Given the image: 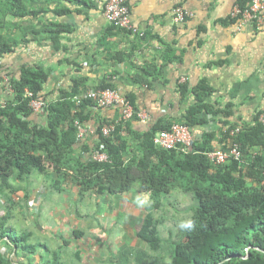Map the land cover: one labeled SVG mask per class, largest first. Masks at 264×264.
Instances as JSON below:
<instances>
[{"label": "trees", "instance_id": "trees-1", "mask_svg": "<svg viewBox=\"0 0 264 264\" xmlns=\"http://www.w3.org/2000/svg\"><path fill=\"white\" fill-rule=\"evenodd\" d=\"M31 1L41 0H0V84L13 89L9 98L0 101V195L16 192L12 179L24 183L34 173L50 170L60 191H63V182L69 180L79 186L81 197L88 191L97 195H123L137 184L139 193H148L152 199V203L144 206L145 215L140 220L137 237L155 254L138 249L135 264H264V125L259 122L261 113L253 126H245L235 135L231 131L238 126H230L222 133V141L229 145L237 143L243 152L242 161L231 159L222 165L213 164L206 155L214 149L215 134L207 132L199 137L193 134L194 127L207 122L203 113L212 116L220 113L227 116L228 113L205 103L204 97L211 89L204 83L194 88L187 83L178 85L182 98L194 95V103L185 110L183 119L175 121L189 125L193 134V143L186 150L161 149L153 142L157 131L169 128L173 122H159L143 132L129 130L137 143V153L129 150V138L124 133L129 125L123 119L118 124L97 120L91 144L79 141L75 121L79 119L87 126L92 120L89 109L97 107V103L86 99L77 107L74 98L89 89L80 92L76 85L70 93L48 101L43 90L49 72L42 66L23 65L18 72L7 73L8 83L2 79V59L17 45L7 29L9 25L13 28L15 20L36 12L29 6ZM76 1L94 4L92 0ZM239 2L242 7L248 5V0ZM50 36L58 44L60 38L54 33ZM145 71L150 73L148 69ZM106 88L116 87L102 83L94 89ZM27 91L33 95H27ZM125 96L135 106L134 98ZM33 99L47 102L43 111L47 119L43 123L33 120ZM111 123H115L116 128L105 136L103 128ZM224 124L226 126L227 122ZM96 138H100L99 144ZM101 144L109 161L90 158L92 149ZM228 147L226 144L223 148ZM174 189L192 195L195 208L190 221L181 224L176 235L171 233L176 239L170 245L169 255L163 256L161 252L166 249L160 233L163 220L155 216L154 210L162 206V198ZM10 217L8 211L0 217V245L11 248V254L20 260H16V264H63L60 248L53 250L47 243L31 242L33 233L28 230L19 235L17 229L9 225ZM74 235L80 238L84 234L75 229ZM76 255L80 257V252ZM128 255L122 253L119 264H130ZM11 258V255L6 259L0 256V264H12Z\"/></svg>", "mask_w": 264, "mask_h": 264}, {"label": "crops", "instance_id": "crops-1", "mask_svg": "<svg viewBox=\"0 0 264 264\" xmlns=\"http://www.w3.org/2000/svg\"><path fill=\"white\" fill-rule=\"evenodd\" d=\"M92 1L93 5L76 0L29 2L36 12L15 20L13 28L9 25L7 29L17 45L2 59V79L23 65L42 66L49 72L43 90L48 101L70 93L76 85L81 92L102 83L113 84L124 95L132 96L136 109L144 114L126 121L129 128L124 133L131 153L138 149L129 132L183 119L185 110L194 103V95L182 98L180 83L190 88L206 84L211 93L204 97L205 103L228 111L227 116L203 113L207 122L194 127L196 137L215 134L214 149L229 146L222 141L227 128L253 126L256 116L264 112V33L252 26L235 30L230 14L239 0H129L133 23L145 32L144 38L113 27L103 14L105 0ZM178 5L192 13L184 22L174 20ZM51 33L60 38L58 44ZM9 94L13 93L8 85L0 84V101ZM89 111L92 120L85 126L87 133L82 141L87 144H91L97 120L117 124L122 120L119 107L92 106ZM46 119L44 112H34V122ZM52 174V170L34 173L25 185L12 179L16 192L8 197L6 205L11 212L10 226L16 228L12 220L16 200L25 204L32 199L45 201L49 180L50 187L59 190ZM62 186L63 190L70 186L80 192L79 186L69 180ZM0 202L5 203L2 195ZM3 215L0 212V217ZM42 232H46L44 227ZM4 247L0 245V256Z\"/></svg>", "mask_w": 264, "mask_h": 264}, {"label": "rangeland", "instance_id": "rangeland-1", "mask_svg": "<svg viewBox=\"0 0 264 264\" xmlns=\"http://www.w3.org/2000/svg\"><path fill=\"white\" fill-rule=\"evenodd\" d=\"M50 185L49 180L45 201L32 199L25 204L22 200H16L17 204L12 207L15 215L12 220L15 219L13 224L19 235L24 230L34 233L31 242L45 241L53 250L60 248L63 264H119L122 253L129 254L130 264H135L138 249L155 254L137 237L140 220L145 215L144 206L152 203L148 193H139L137 184L132 191L123 195L86 192L82 197L79 191H73L70 186L55 192ZM12 195L2 194L6 204L0 202L1 214L7 212L6 205ZM194 208L192 195L174 189L162 198V206L154 210L155 216L163 220L160 226L166 248L161 252L163 256L169 255L170 245L176 239L174 235L181 224L190 221ZM39 218L42 220L40 225ZM75 229L84 235L77 238ZM2 252L1 256L6 259L11 255V248L5 245ZM77 252H80V257L76 255ZM11 257L15 263L16 258Z\"/></svg>", "mask_w": 264, "mask_h": 264}, {"label": "built area", "instance_id": "built-area-1", "mask_svg": "<svg viewBox=\"0 0 264 264\" xmlns=\"http://www.w3.org/2000/svg\"><path fill=\"white\" fill-rule=\"evenodd\" d=\"M104 17L113 26L119 29L126 30L133 35L144 37L145 32L141 31L132 20L131 7L129 0H105L104 3ZM192 15L187 11L184 6L178 5L174 9V20L176 22H184ZM236 31H242L247 26H252L255 30L264 33V0H248V5L242 7L238 1L230 14ZM5 81L10 80L8 75L4 76ZM10 90L13 89L9 85ZM27 95L33 94L27 91ZM86 99H92L97 103L98 107H119L121 109V117L123 120H131L136 115L144 116L143 113H139L130 99H128L117 88L106 89H94L81 92L76 95L74 100L76 106L79 107ZM31 106L35 112H43L47 106V102L43 99H33ZM76 111V110H75ZM259 122L264 125V112L259 115ZM78 128V140L82 141L87 133V128L81 123L79 119L75 121ZM116 124L111 123L103 128V134L108 136L115 130ZM241 131V128H235L231 131L232 135H235ZM154 144L166 150L174 148H181L186 150L193 143V134L189 125L173 122L167 129H161L157 131L153 138ZM96 143H100V138H96ZM104 146L92 149L90 158L98 162L109 161V155L103 151ZM206 155L215 165H222L229 160L234 159L237 161L243 160V152L237 143L230 144L228 148H218L206 152ZM34 204V202H32Z\"/></svg>", "mask_w": 264, "mask_h": 264}]
</instances>
